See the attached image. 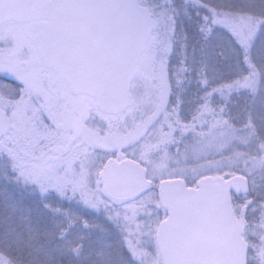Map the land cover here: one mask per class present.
<instances>
[{"label":"snow or ice","instance_id":"obj_1","mask_svg":"<svg viewBox=\"0 0 264 264\" xmlns=\"http://www.w3.org/2000/svg\"><path fill=\"white\" fill-rule=\"evenodd\" d=\"M0 264H264V0H0Z\"/></svg>","mask_w":264,"mask_h":264}]
</instances>
